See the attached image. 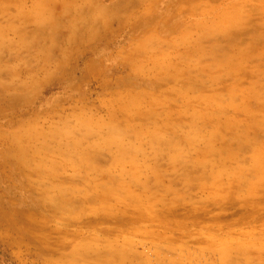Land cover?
Returning a JSON list of instances; mask_svg holds the SVG:
<instances>
[{
  "label": "rangeland",
  "instance_id": "obj_1",
  "mask_svg": "<svg viewBox=\"0 0 264 264\" xmlns=\"http://www.w3.org/2000/svg\"><path fill=\"white\" fill-rule=\"evenodd\" d=\"M0 264H264V0H0Z\"/></svg>",
  "mask_w": 264,
  "mask_h": 264
}]
</instances>
